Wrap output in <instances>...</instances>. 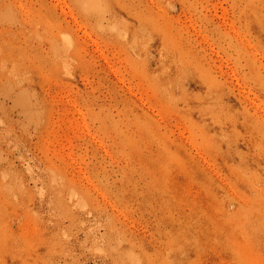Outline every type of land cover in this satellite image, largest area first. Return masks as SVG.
Segmentation results:
<instances>
[{
	"label": "rangeland",
	"instance_id": "1",
	"mask_svg": "<svg viewBox=\"0 0 264 264\" xmlns=\"http://www.w3.org/2000/svg\"><path fill=\"white\" fill-rule=\"evenodd\" d=\"M0 264H264V0H0Z\"/></svg>",
	"mask_w": 264,
	"mask_h": 264
}]
</instances>
